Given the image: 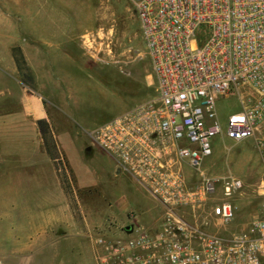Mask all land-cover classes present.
<instances>
[{"label": "rangeland", "instance_id": "374dc122", "mask_svg": "<svg viewBox=\"0 0 264 264\" xmlns=\"http://www.w3.org/2000/svg\"><path fill=\"white\" fill-rule=\"evenodd\" d=\"M136 12L132 0H0V264H97V233L129 208L141 224L160 214L86 136L155 94ZM236 96L218 98L222 121ZM204 168L242 182L229 230L264 215L252 139L216 138Z\"/></svg>", "mask_w": 264, "mask_h": 264}, {"label": "built area", "instance_id": "2783aa9c", "mask_svg": "<svg viewBox=\"0 0 264 264\" xmlns=\"http://www.w3.org/2000/svg\"><path fill=\"white\" fill-rule=\"evenodd\" d=\"M132 1L155 94L86 136L160 214L129 208L119 233H97V264H264V215L229 230L242 182L204 168L216 138L252 139L264 189V0ZM230 93L240 109L222 121Z\"/></svg>", "mask_w": 264, "mask_h": 264}, {"label": "crops", "instance_id": "0c3cea01", "mask_svg": "<svg viewBox=\"0 0 264 264\" xmlns=\"http://www.w3.org/2000/svg\"><path fill=\"white\" fill-rule=\"evenodd\" d=\"M25 101L28 104L27 105L28 111L37 114L39 118L43 117L45 111L42 108V106H41V104H40V102L36 96L27 95L26 99H23V104H26V103H24ZM30 102H32V106L30 105ZM114 165H115V169H116L115 162H114ZM116 171H117V169H116ZM117 173H118V171H117ZM119 227H121V226L114 225V226L109 227V228L106 227L105 231H107L111 234L117 233L119 230Z\"/></svg>", "mask_w": 264, "mask_h": 264}, {"label": "trees", "instance_id": "16d2710c", "mask_svg": "<svg viewBox=\"0 0 264 264\" xmlns=\"http://www.w3.org/2000/svg\"><path fill=\"white\" fill-rule=\"evenodd\" d=\"M40 123H43V121H39ZM42 131H45V128H42Z\"/></svg>", "mask_w": 264, "mask_h": 264}, {"label": "water", "instance_id": "95a60500", "mask_svg": "<svg viewBox=\"0 0 264 264\" xmlns=\"http://www.w3.org/2000/svg\"><path fill=\"white\" fill-rule=\"evenodd\" d=\"M87 149H90V146H88ZM128 227H129V225L126 226V228H128Z\"/></svg>", "mask_w": 264, "mask_h": 264}]
</instances>
